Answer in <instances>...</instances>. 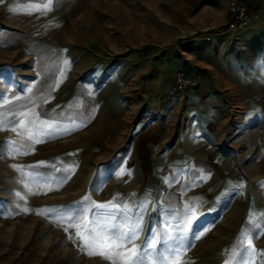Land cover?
I'll list each match as a JSON object with an SVG mask.
<instances>
[{
	"label": "rangeland",
	"instance_id": "rangeland-1",
	"mask_svg": "<svg viewBox=\"0 0 264 264\" xmlns=\"http://www.w3.org/2000/svg\"><path fill=\"white\" fill-rule=\"evenodd\" d=\"M37 3L0 0V264H109L70 219L95 204L139 223L152 264H264V0L243 31H222L227 0ZM178 66L193 85L170 94ZM194 118L222 169L205 176L211 211L177 225L132 140L141 121Z\"/></svg>",
	"mask_w": 264,
	"mask_h": 264
},
{
	"label": "crops",
	"instance_id": "crops-1",
	"mask_svg": "<svg viewBox=\"0 0 264 264\" xmlns=\"http://www.w3.org/2000/svg\"><path fill=\"white\" fill-rule=\"evenodd\" d=\"M199 120L168 121L166 129L158 125L163 124L162 121H141L132 140L142 159H147L152 166L159 215L177 225L197 208L202 209L203 214L211 211L203 210L211 206L210 187L204 186L205 176L214 177L222 169L221 154L216 148L218 138L203 129L195 130L194 125L203 128V124H209V120Z\"/></svg>",
	"mask_w": 264,
	"mask_h": 264
},
{
	"label": "snow or ice",
	"instance_id": "snow-or-ice-1",
	"mask_svg": "<svg viewBox=\"0 0 264 264\" xmlns=\"http://www.w3.org/2000/svg\"><path fill=\"white\" fill-rule=\"evenodd\" d=\"M51 2L52 0H47V2L41 0L43 7L41 8V4L37 3L34 5V10H50ZM41 124L48 129L53 127L47 122H41ZM31 138L30 135L29 139ZM34 178L38 179L39 174H35ZM111 207L108 204H95L94 208L97 211L93 214L94 219L91 221L88 219L86 209L75 210L77 215L70 219L82 218L84 221V224L79 226L76 232V239L80 242L82 250L89 256H101L109 264H152V261L148 259V249L155 248L156 244L148 241L140 249L135 247L133 242L138 235L139 223L130 224L127 218L123 221H117V217L109 211ZM172 251L175 253L176 250L173 249ZM161 260L163 261V257ZM164 264H169V262L164 261ZM171 264H181L179 257L176 256Z\"/></svg>",
	"mask_w": 264,
	"mask_h": 264
},
{
	"label": "built area",
	"instance_id": "built-area-1",
	"mask_svg": "<svg viewBox=\"0 0 264 264\" xmlns=\"http://www.w3.org/2000/svg\"><path fill=\"white\" fill-rule=\"evenodd\" d=\"M226 18L222 31H243L259 16V10L252 8L249 0H227ZM193 85L188 71L178 66L173 72V82L169 93H184Z\"/></svg>",
	"mask_w": 264,
	"mask_h": 264
},
{
	"label": "bare ground",
	"instance_id": "bare-ground-1",
	"mask_svg": "<svg viewBox=\"0 0 264 264\" xmlns=\"http://www.w3.org/2000/svg\"><path fill=\"white\" fill-rule=\"evenodd\" d=\"M258 17H259V16H258ZM258 17H257V18H258Z\"/></svg>",
	"mask_w": 264,
	"mask_h": 264
}]
</instances>
